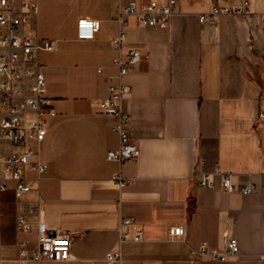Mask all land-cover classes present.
<instances>
[{
	"label": "crops",
	"instance_id": "0c3cea01",
	"mask_svg": "<svg viewBox=\"0 0 264 264\" xmlns=\"http://www.w3.org/2000/svg\"><path fill=\"white\" fill-rule=\"evenodd\" d=\"M31 1L39 7L34 33L57 45L39 56L51 101L40 151L47 169L25 171L32 190L20 200L0 191L3 264H19L22 239L32 253L38 221L49 234L71 238L72 259L28 264H107L111 251L122 253L121 264H264V131L257 124L264 0H248L249 15L222 14L207 24L199 16L214 4L244 0H178L166 28L140 27L129 17L121 49L143 57L122 80L113 43L120 11L131 2L168 0ZM82 18L100 21L94 39L79 38ZM120 81L131 88L122 106L141 149L138 160L125 163L107 157L120 147L112 129L118 117L99 107ZM217 169L231 173L236 187L252 181L256 190L228 193L218 176L214 187L201 185L198 174ZM21 214L32 223L27 233L18 230ZM123 219L142 227V241H123ZM174 225L185 227L184 238L170 236ZM225 236L238 240V255L221 262L195 254L204 242L209 251L224 250Z\"/></svg>",
	"mask_w": 264,
	"mask_h": 264
},
{
	"label": "built area",
	"instance_id": "2783aa9c",
	"mask_svg": "<svg viewBox=\"0 0 264 264\" xmlns=\"http://www.w3.org/2000/svg\"><path fill=\"white\" fill-rule=\"evenodd\" d=\"M178 0H168L166 5L153 1L139 6L131 2L119 14V34L113 38V43L119 50V55L114 62L119 69V79L130 73L134 65L142 59L141 50L134 49L124 53L122 44L127 40L126 28L128 19L135 16L140 27L166 28L173 15V9ZM38 4L31 0H0V139L7 143L4 155L0 157L2 176L0 177V191L13 190L17 199H22L32 188L25 175L26 170H34L41 175L47 165L40 160L41 143L47 133V126L43 119L45 110L51 106L47 96V79L41 70L40 52L42 50L54 51L57 48L55 41L41 40L34 33L35 21L38 17ZM249 15L250 2L244 0L232 6L221 7L214 4L209 13L199 16L201 24L213 23L222 15ZM264 27V14L261 15ZM100 29V21L82 18L78 21V36L82 40L94 39ZM264 42V33L262 35ZM99 72L102 69L99 68ZM29 86L28 94L25 88ZM131 91L128 85L120 81L111 84L109 98L100 101L99 107L107 114L118 117V122L113 126V131L120 137V147L108 153V159L125 163L136 161L141 155L137 142L133 141L130 131V114L123 109V96ZM31 112L35 115L32 120L25 115ZM258 126L264 131V110H261L257 120ZM220 178L223 189L228 193L251 194L256 190V184L249 181L245 186L238 188L233 184L232 174L217 169L215 172H202L198 174L201 185L214 187L216 177ZM121 183L125 181L117 175ZM13 183V184H12ZM0 205V211H1ZM30 213L36 209L31 208ZM38 244L30 254V241L22 239L19 243V264H28L30 260L41 263L46 261L64 262L72 259L71 238L67 235H51L45 225L37 222ZM32 223L25 214L18 217V230L29 232ZM123 241L140 242L143 240V229L131 219L122 220ZM172 237L184 238L185 227L174 225L169 228ZM225 249L209 251L206 242L200 245L195 254L207 256L215 261H226L229 257L239 254L240 248L236 238L225 236ZM105 261L107 264H121L120 251L108 252ZM0 264L3 260L0 256ZM92 264H97L96 262Z\"/></svg>",
	"mask_w": 264,
	"mask_h": 264
},
{
	"label": "rangeland",
	"instance_id": "374dc122",
	"mask_svg": "<svg viewBox=\"0 0 264 264\" xmlns=\"http://www.w3.org/2000/svg\"><path fill=\"white\" fill-rule=\"evenodd\" d=\"M4 110H5V109H4L3 107L0 109V120H1V113H3ZM5 144H6V142H5L4 140L0 139V157H1V155H4V154H5L4 149H5L6 146H7V145H5ZM1 149H2V151H1Z\"/></svg>",
	"mask_w": 264,
	"mask_h": 264
}]
</instances>
